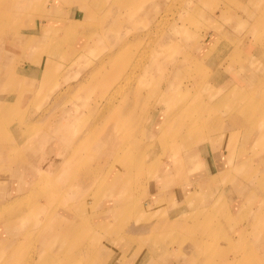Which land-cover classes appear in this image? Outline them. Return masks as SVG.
<instances>
[{"label": "rangeland", "instance_id": "rangeland-1", "mask_svg": "<svg viewBox=\"0 0 264 264\" xmlns=\"http://www.w3.org/2000/svg\"><path fill=\"white\" fill-rule=\"evenodd\" d=\"M38 32L54 49L31 48ZM20 40L24 49L10 47ZM1 64L35 81L20 93L25 109L15 90L14 114L0 121V264H166L167 251L199 250L178 223L187 205L173 209L189 172L160 190L168 208L152 194L166 166L175 180L207 176L212 150L218 169L201 199L218 201L219 216L233 206L221 184L250 180L245 203L234 199L242 215L217 228L238 229L264 192V0H0ZM121 187L120 216L101 214ZM215 241L197 264H231L244 247L224 261L227 241Z\"/></svg>", "mask_w": 264, "mask_h": 264}, {"label": "crops", "instance_id": "crops-1", "mask_svg": "<svg viewBox=\"0 0 264 264\" xmlns=\"http://www.w3.org/2000/svg\"><path fill=\"white\" fill-rule=\"evenodd\" d=\"M8 28H9V26H8ZM7 32H8V30H7ZM34 33H36V32L34 31ZM40 35H41L40 32H38L37 34H35L34 37H32L33 38L32 44L34 42H36V44H37V40H38L37 38H39ZM18 39H21L20 36H19ZM9 46H10V44H9ZM25 46H26V41H21L20 43H16V44L15 43H11V46L10 47H12L13 49L18 50V49H24ZM35 46H37V45H34L31 48H34ZM33 50H35V49H33ZM242 52L243 51H241L239 49L238 52H236L238 54V56L237 55H234L232 57V59L234 61H237L238 58H239V53H240V55L244 54ZM241 64H242V62H241ZM4 66H5V64L4 65L3 64L0 65V109L3 106L9 107V105L12 103V102H10L11 95H15L14 93L13 94H11V93L12 92H15V90L17 91L16 102L17 101L20 102V108H24V106H23V102L25 103L24 97L27 100V96H21L20 93L24 91L23 88L26 89V81H29V83L27 85H29V84L32 83L31 85L33 86L34 85L33 84V81H35V79L28 80V78H26V76H25L26 74H21L22 76L20 78H17V77H19V74L13 73L11 71V70H14L15 69V66H10V65L6 66V68H5V70L7 69L6 72H4L5 71L4 70ZM37 66L40 69L45 68L46 67L45 66V60L44 59L43 60L39 59ZM37 66H36L37 75H34V76H39L40 75V72L37 69ZM20 69H21L20 66L19 67L18 66L16 67V70L17 71H19ZM225 71H227V69ZM42 74L43 73H41V75ZM41 75H40V77H41ZM224 76L227 77V73H225ZM44 78L46 79V76H44ZM15 81L18 84L15 83L16 84V87L14 88V82ZM7 82L11 83V87L9 89L4 87L5 83H7ZM235 84L241 85L240 83H238V81L231 79L230 81H228V83H226V87H230V86L234 87ZM26 93L24 92L23 94L26 95ZM14 110H15V107L13 106V112H10L9 113L10 116L14 114ZM22 110L23 109H21V112H23ZM4 119H6V113L0 112V121H2V123H3ZM156 139H158V138H156ZM35 144H36V141H34V140L30 141V146L33 145L32 147H34ZM24 145H25V142H24ZM225 147L227 148V144H226ZM32 150H34V149H28V150H26V152H25V150H22L24 152V157H26V153H27L28 154V157H32L33 158V152H32ZM206 156L207 157L204 159L203 162L206 163L205 164V168L209 170V174H210V171H211V175H212L213 172L218 169V166L215 163L217 161L214 160V158L211 157L210 155H206ZM3 157H4V155H3ZM195 159L196 158H194V160ZM0 160H2V158H0ZM184 164L186 165V161H184ZM201 170H202V168L199 169V171H201ZM193 172L194 173H196V172L199 173L195 169H194ZM209 174L207 176H211ZM215 174H218V173H215ZM167 175H168V172L161 174V180L166 179ZM182 175L183 176H178L177 177V180L178 181L176 180V182H180V181L183 180V178H184L185 175L184 174H182ZM191 179H192V181H190ZM240 180L241 181H239V184H240L239 186H237V187L229 186L231 188L229 190V187H228L227 191H225L223 189V184H221V189H222L221 191H223L226 194L225 197H229L231 199V201H233V203H232L233 206H230L229 208H227L229 210L228 213H230V215H234L233 214V211H234L235 215H242V213H243L242 207H239V205H238L239 202L235 206V203H236L235 200H234L235 199V196L236 195H239L238 197L242 199V201H240V203L241 204H244L245 203L246 196L248 197V194H249L248 193L249 183L247 181H245L244 178H241ZM188 181H190V182H188ZM203 181H204V179H201V177H197V176H193L192 178H189L188 180H185L184 181L185 186L184 187H180V190L177 191V193L174 194L175 202H177L179 205H178V208L175 207L173 209H179L184 204H186L187 207L190 208V209L192 208L191 205H193V207H196L195 209H203V208H205V204H207L206 207L210 206V204H208V203H210L209 201H208V203H205L204 200L201 199V195L202 196L203 195L205 196V190H206V186L204 185V182ZM198 185H201V186L198 188ZM202 185H204V186H202ZM195 187L197 188V191H195L196 192V195L193 196L192 202H189L188 199H187V197L191 193V190H193ZM163 188L160 187V186L159 187H155V189H153V194L152 195L155 196V197H157V200L158 201H160V200L163 201L164 205H166V207H167V206H169L168 205L169 204V199H167L168 198V195L165 196V194L160 191V190H163ZM258 192L260 193V195H258L256 197H257L258 201H261L260 204H262V201H263V198H264V192L262 190L261 191H258ZM7 196L8 195L6 194V198H7ZM103 208H105V206ZM188 208H187V210H189ZM100 209H102V208H100ZM251 209H252V214H253V217L251 216L249 218V219H251V224L248 225V226L245 225L246 221L248 220V218H247L243 222L241 221V224H240V227L239 228L241 229V232L243 233L244 238H246V240L248 241V244L252 247V249L255 248V249H258L259 250V255L261 256L260 257V260L262 261L261 263H263L264 262V225L261 224V222H262L263 219L262 218L260 219L259 216H258V214L260 212H264V210H263V208H258L256 205H252L251 208L249 207L248 213L251 211ZM115 210L118 211L117 206L114 207V209H113L112 206H109L108 209L102 210L101 211V214H104V215H106V214H108V215L109 214H113V211H115ZM246 210H247V208H246ZM245 212H247V211H245ZM93 215H94V217L100 218V215H98V211L97 212L95 211V213ZM254 216H255V218H254ZM245 217H248V214L247 213L244 216V218ZM105 218H107V217H105ZM234 218L237 219L238 217L237 216H234ZM103 222L104 223H108L109 222V218H108V220H105ZM253 242L255 244H253ZM185 249H186V247L184 246V248H182L180 250V251H183V252L179 253L180 256L177 255L175 257V255H174V257H172V258L169 255L170 252L167 251L165 255H163V256L161 255L160 256V259L162 261H164V263H166V264H168L169 262L170 263L176 262V264H197V259H198L197 258V255H198V253L195 251V249H191V248L188 249V250H185ZM214 251L215 252H218L217 246L214 249ZM224 254L227 255L228 253L226 251L225 252H220V255H224ZM226 255H224V257H225L224 258V261H226L225 260L226 259ZM151 260H152V258H151ZM230 260H227V262H229ZM157 262H159L158 259H157Z\"/></svg>", "mask_w": 264, "mask_h": 264}, {"label": "bare ground", "instance_id": "bare-ground-1", "mask_svg": "<svg viewBox=\"0 0 264 264\" xmlns=\"http://www.w3.org/2000/svg\"><path fill=\"white\" fill-rule=\"evenodd\" d=\"M47 22H50V17L48 18V21ZM47 28H48V23L45 24V28H44L45 31H46ZM72 32H73V30L70 32V35L69 36H71V34H73ZM37 39H38L37 40V44H36L37 46H35L34 48L38 47V48L41 49L43 46H44V48H46L45 47V44L48 42L49 43L48 44V47H50V49H52V48L54 49V46H53V43H52V41H53L54 38H53L52 34L49 33V37H48L49 40L48 41H47L46 37L41 36V35ZM42 39L44 40V42H42ZM41 45H43V46L41 47ZM35 50L32 49V53L34 55H36L35 53L38 52V50H36V51ZM34 51H35V53H34ZM234 51H236V49ZM234 55H237L238 56L237 53H234ZM241 56L242 55H240V59H242V61H241L242 64L239 66L240 68L247 62V59H248V56H246V55H245V58H242ZM21 74H19V77H17V78H20L22 76ZM23 74H25V73H23ZM97 79L98 78L94 77L92 80L97 81ZM227 80L230 81L229 79H227ZM243 80L244 79L236 80V81H238L240 84H243ZM228 81H226V83H228ZM15 83L18 84L15 81L14 82V88L16 87V84ZM4 87L9 89L11 87V83H9V82L5 83ZM228 89H230V88H228ZM12 110L13 109H12L11 106H9V107L3 106V107H1L0 112L6 113V120H9L10 119L9 113ZM226 129H230V128H226ZM183 133H185V132H183ZM227 145H228V143H227ZM228 147L229 146H227V148ZM230 149L232 150V146H231ZM211 150L212 149L209 148V152ZM215 154H216V152L214 150H212V155L211 156H213ZM164 165H166V164H164ZM168 170H171V171L168 172ZM166 172H168V175H167L166 179L161 180V173H160V179L158 180V181H160L159 186L162 187V188L164 187V185L167 184V182H171V181H174L175 182L176 181L174 179V177H173V175H174L173 170L170 169L168 166H166V169L163 170L162 174L163 173H166ZM188 172H189V174L191 176L189 175L190 177H188L186 180H188L189 178H192L193 176H197V177H201V179H204V181H203L204 183H205V181L207 182L206 179L208 177L205 175V171L204 170L199 171V173H194L191 170H184L183 171V174L186 175ZM209 177H211V176H209ZM246 181L248 182L250 180H246ZM204 185H202V186H204ZM200 186L201 185H198V188ZM249 188H250V183H249V187H248V193L250 192L249 191ZM259 189L263 190L261 186H259ZM126 191L127 190L125 188H122L121 187L120 193L118 191H115V192L112 193L113 195L111 194L112 195L111 197H113V200H112L110 206H112L113 209L117 205V202H116L117 199L124 200V196H125L124 194H127ZM195 191H197V188L196 187L193 190H191V193L187 197V199H188L189 202H192L193 196L196 195V192ZM248 197H250L249 194H248ZM252 199H253L252 200V203L254 205H256L258 208H263V210H264V198H263L262 204H260L261 201L255 200L254 197H252ZM24 203H25L24 200H19V203L17 205H15V206L17 207V206L23 205ZM208 204H210V206L206 207L207 204H205V208H203V209H195V208L192 207L191 209H189L187 211H182L181 214L188 215L187 216V219H185L183 221V223H181V219L180 218L178 219V221H179L178 223H180L182 227H185L187 229L184 232L187 233V234H190L193 237L191 240L193 241L194 245L200 251L197 250V249H195V248H193V247L191 249H195V251L198 253V255L200 257L204 253H206L207 255H210L211 252H213V250H214V248L216 246V243L217 242L215 240L219 241V240H224L225 239L227 241V248H226V252L227 253L232 248H236L237 249L238 244L239 245H244L243 248H238V250H239L238 256L236 255V253L234 251H232L233 252L232 256L233 255H236L234 257V260L236 258L239 261H241L242 263H247V264H264V262L261 263L262 261L260 260V257L261 256L259 255V250L258 249H255V248L252 249V247L248 244V241L246 240V238H244V235L241 232V229L240 228L235 229V231H233L232 233H230L231 235L229 233L222 232L223 231V230L221 231L222 228H220V227L217 228V223H218L217 221L218 220L222 222L223 220L228 219L229 216L232 219V215H230V213L226 212L224 214V217L223 216L222 217L219 216L218 215V213H219L218 212L219 211L218 210V205H219V202L218 201L213 202V203H208ZM88 205L89 204H87V206ZM97 205H99V204L97 203ZM252 205H248L247 206V210H245V211H247L248 217H245L244 219H242V221H244L245 219L248 218V220L245 223L246 226H248V225L251 224V219H249V218L251 216L253 217L252 209H251V211L249 213H248V211H249V207L251 208ZM117 209L119 210V207L118 206H117ZM1 211L4 212V210H1ZM114 215L116 216V218H118L120 216V213L115 210V211H113L112 217ZM258 216H259L260 219L261 218L263 219L262 222H261V224L264 225V212H260L258 214ZM108 218H110V217L103 218L102 222L105 221V220H108ZM254 218H255V216H254ZM188 219H190V220H188ZM233 219H234V216H233ZM61 225L64 226L65 229H66L68 223L64 222ZM181 226H179V224H178V227L179 228H181ZM231 237L234 238V239H232ZM234 260L232 258V260H230L229 262L232 264V262ZM229 262H227V263H229ZM201 264H204V262L201 263Z\"/></svg>", "mask_w": 264, "mask_h": 264}]
</instances>
